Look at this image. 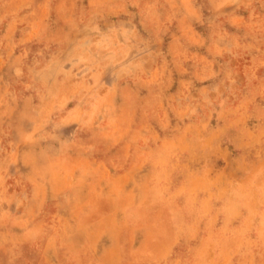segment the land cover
Instances as JSON below:
<instances>
[{"label": "rangeland", "instance_id": "obj_1", "mask_svg": "<svg viewBox=\"0 0 264 264\" xmlns=\"http://www.w3.org/2000/svg\"><path fill=\"white\" fill-rule=\"evenodd\" d=\"M0 264H264V0H0Z\"/></svg>", "mask_w": 264, "mask_h": 264}]
</instances>
